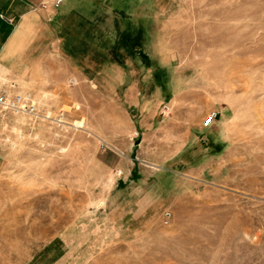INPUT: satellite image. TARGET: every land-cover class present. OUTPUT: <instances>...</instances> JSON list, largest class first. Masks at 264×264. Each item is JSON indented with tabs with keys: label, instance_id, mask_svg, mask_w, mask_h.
Masks as SVG:
<instances>
[{
	"label": "rangeland",
	"instance_id": "1",
	"mask_svg": "<svg viewBox=\"0 0 264 264\" xmlns=\"http://www.w3.org/2000/svg\"><path fill=\"white\" fill-rule=\"evenodd\" d=\"M36 1L0 264H264V0Z\"/></svg>",
	"mask_w": 264,
	"mask_h": 264
},
{
	"label": "crops",
	"instance_id": "2",
	"mask_svg": "<svg viewBox=\"0 0 264 264\" xmlns=\"http://www.w3.org/2000/svg\"><path fill=\"white\" fill-rule=\"evenodd\" d=\"M36 3V0H0V74L17 76L27 65L23 60L25 42L38 25L37 18L47 11L46 7L39 10Z\"/></svg>",
	"mask_w": 264,
	"mask_h": 264
},
{
	"label": "built area",
	"instance_id": "3",
	"mask_svg": "<svg viewBox=\"0 0 264 264\" xmlns=\"http://www.w3.org/2000/svg\"><path fill=\"white\" fill-rule=\"evenodd\" d=\"M63 0H56L55 5L59 6ZM15 85L9 83L8 80L3 78L0 74V114L7 112L23 113V114H37V107L34 100L30 95H25L20 91L13 90ZM218 116L217 112H214L207 116L204 121L205 126H209ZM167 215H170L166 212Z\"/></svg>",
	"mask_w": 264,
	"mask_h": 264
}]
</instances>
